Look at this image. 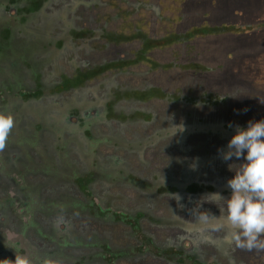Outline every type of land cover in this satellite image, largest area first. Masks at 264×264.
<instances>
[{
  "label": "flooded vegetation",
  "instance_id": "obj_1",
  "mask_svg": "<svg viewBox=\"0 0 264 264\" xmlns=\"http://www.w3.org/2000/svg\"><path fill=\"white\" fill-rule=\"evenodd\" d=\"M235 1L0 0V56L23 67H0V111L13 114L5 108L12 101L67 106L55 143L44 141L35 121L19 145L36 151L53 144L49 159L64 177H90L86 195L78 185L63 191L71 202L61 210L76 215L73 227L85 232L66 239L76 264H264V251L236 249L224 233L185 220L201 196H230L229 165L235 170L243 161H223L217 150L235 125L264 118V0L252 1L254 15L248 0ZM17 133L1 151L5 168ZM127 163L144 170H124ZM25 180L21 190L37 199L28 210L56 213L62 190L48 182L46 198L41 181ZM9 183L0 178V188ZM205 209L219 215L214 205ZM5 213L6 229L24 232L26 242L0 248V259L26 254L70 264L72 257L45 248L55 236L48 243ZM33 219L43 231L47 220Z\"/></svg>",
  "mask_w": 264,
  "mask_h": 264
},
{
  "label": "clouds",
  "instance_id": "obj_2",
  "mask_svg": "<svg viewBox=\"0 0 264 264\" xmlns=\"http://www.w3.org/2000/svg\"><path fill=\"white\" fill-rule=\"evenodd\" d=\"M240 97L238 95H230ZM222 97L221 99H223ZM15 126L11 113L0 111V151L6 148L8 138ZM229 127L233 125L229 124ZM223 161L233 158L242 160L238 168L229 170L234 174L227 181L230 196L220 192L207 193L193 202L187 219L207 233H224L230 246L246 251H264V118L249 120L246 127L235 125L234 134L226 148H218ZM178 200L180 197L174 196ZM203 204L214 205L219 215L201 210ZM178 207L183 208L182 204ZM2 264H58L57 261L17 254Z\"/></svg>",
  "mask_w": 264,
  "mask_h": 264
},
{
  "label": "crops",
  "instance_id": "obj_3",
  "mask_svg": "<svg viewBox=\"0 0 264 264\" xmlns=\"http://www.w3.org/2000/svg\"><path fill=\"white\" fill-rule=\"evenodd\" d=\"M252 1L256 0H248V13L254 15L257 9V4ZM246 106L248 108V102L246 103ZM17 126L18 128H21L19 121L17 122ZM20 135L21 136H19V140H17L18 137H16L15 139L16 142L14 143H16V145H13L11 149L10 157L7 162L6 168L1 161L2 153L0 151V168L4 169V172L8 173L7 178L3 175H0V178H2L3 180L8 179V181H10V186L8 184L4 187V189L0 188V248H11L16 244V242H19V238L21 236L24 237L22 243L26 242V235L24 232H18L19 230L16 227L13 228V225L12 227H10L11 230L8 231V229H6L5 225L3 224L4 218L2 217V213L6 212L5 214H7L8 212L7 215H9V218H11V220L16 222L18 225H20L21 230L30 229L33 227L36 237L45 235L47 238L51 237L52 239L51 235L55 236L56 243L45 244V248L47 247L48 249L54 252L58 251V254H62L70 259L72 257V261L70 262V264H76V260H73V256H75L73 249L75 248L71 246L72 244L69 243L66 239L72 238L73 232L75 235L78 236V232L83 234H85V232L77 231V227H75V224L73 227V223H76V215H73L69 211H62L63 209H66L63 207L64 204H70L71 202V195H69L68 192L63 191L72 190L73 187L75 188L78 185L79 188H81L83 195H86L88 189L87 183L90 177H88V174L86 172L85 174H83L82 178L76 177L74 179H68L69 177H64L62 173L57 174L55 171L57 166H55V164L53 163V159H49V155L51 154L52 150L51 146L49 145V148L41 147L39 151H34L31 147H25L26 150H24V148H21V145L19 144L23 143V141L25 140L27 141V137L23 134ZM26 158H28L31 162L29 163L28 167H26V163H22V161L27 160ZM127 166L128 165L124 166L123 168H128ZM23 169L25 170L24 172ZM26 176L32 179V181H41L42 184L45 185L46 188H44L42 191H44L43 195H45L46 198H50L52 196L50 193L51 191L48 187V182L52 186L57 185V189L62 190L61 194H64V197H59L57 199L59 200V203H53L54 206H57L56 209H58L56 210V213L49 215L48 213L40 210L37 207H32L31 212L28 210V204L30 202L36 203L37 199H33L32 196L30 197L27 194V192L21 190L25 187ZM35 216L36 218L41 217L42 219H44V221L47 220L43 231H40L39 227L36 226L37 221L33 219V217ZM75 235L73 236L75 237ZM10 241L13 245L9 243ZM49 242L50 239L48 243ZM16 253L17 252H15L14 255ZM3 260L5 259H0V264H2Z\"/></svg>",
  "mask_w": 264,
  "mask_h": 264
},
{
  "label": "rangeland",
  "instance_id": "obj_4",
  "mask_svg": "<svg viewBox=\"0 0 264 264\" xmlns=\"http://www.w3.org/2000/svg\"><path fill=\"white\" fill-rule=\"evenodd\" d=\"M62 42H63V44L61 46V51H63V50L65 51V47L68 44V43L66 44L67 40H62ZM71 55H73V54H71ZM73 58H74V56H73ZM12 59H13V57L9 54L1 55L0 56V67L5 69V70L6 69H8V70L13 69L14 71L16 69L23 68L22 66L18 65V62L14 63V61H12L14 63V64H12L11 63ZM50 68L51 67L48 66L47 70H46L48 78H49ZM8 88H10V87L8 86ZM4 89H6V88H4ZM8 104L13 106L12 116L14 117V121H15V126L12 129L11 133L14 131V129H16L18 132L17 134H21V132H22V134L27 137V135H30L31 133L35 132L34 129L30 128V125H32V126L35 125L33 123L36 121L38 125L39 124L43 125L44 129L42 131H43L44 141L49 140L50 142L55 143L57 138H59L58 125L61 122V120L63 119L62 117L65 116V110H66L65 108H67V106H63V107L61 106L60 107L57 103H54V104L49 105L50 106V109H49L48 103H45V102L43 103L41 101L39 103L31 104L29 106H27V104H23L20 102L15 103L12 101V102H8L7 106L5 108H8ZM5 110L7 111V109H5ZM48 110H50V112H48ZM1 111H3V110H1ZM18 121L20 122L21 128H18V126H17ZM11 133H10L9 137L12 138ZM61 138H64V139L66 138L67 140H70L72 138V136H69V134H68L67 136H64ZM72 144L84 145L85 143H84V141H82V142L81 141H73ZM50 146H51V148H53V144H51ZM40 149H41V147L36 151H39ZM69 150L72 153L75 150V146L69 145ZM98 165L101 166L99 163H98ZM127 165H128L127 166L128 168H123L124 170H126V169L128 170V169L133 168V170L135 172H139V171H142V169H143V168H141L140 165L135 166V165H130L128 163H127ZM82 170H86V171L88 170L89 171L88 165L85 163V161L83 162ZM55 171L57 174L61 173L59 168H56ZM52 172H54V171H52ZM62 174L65 175L66 172H62ZM90 176H92V174ZM144 202L145 203H143V201H142L140 209H143V211L147 212L148 210H145L147 208V206H145L147 200L144 199ZM133 207L134 206H131V208H133ZM77 231H79V230L77 229ZM78 234H79V232H78Z\"/></svg>",
  "mask_w": 264,
  "mask_h": 264
},
{
  "label": "water",
  "instance_id": "obj_5",
  "mask_svg": "<svg viewBox=\"0 0 264 264\" xmlns=\"http://www.w3.org/2000/svg\"><path fill=\"white\" fill-rule=\"evenodd\" d=\"M238 4H240V2H239V0H236V1H235V5H238ZM238 6H239V5H238ZM19 239H20V240H19L20 242H23L24 237L21 236Z\"/></svg>",
  "mask_w": 264,
  "mask_h": 264
},
{
  "label": "trees",
  "instance_id": "obj_6",
  "mask_svg": "<svg viewBox=\"0 0 264 264\" xmlns=\"http://www.w3.org/2000/svg\"><path fill=\"white\" fill-rule=\"evenodd\" d=\"M21 134H22V132H21Z\"/></svg>",
  "mask_w": 264,
  "mask_h": 264
}]
</instances>
